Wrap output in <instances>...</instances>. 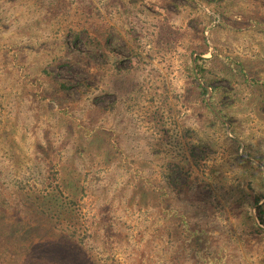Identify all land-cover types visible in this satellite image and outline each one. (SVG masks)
<instances>
[{"label":"rangeland","instance_id":"obj_1","mask_svg":"<svg viewBox=\"0 0 264 264\" xmlns=\"http://www.w3.org/2000/svg\"><path fill=\"white\" fill-rule=\"evenodd\" d=\"M85 25L96 38L108 30L124 60L104 62L96 46L74 42ZM205 39L264 81V0H0V264H200L194 244L142 197L141 185L161 184L163 166L181 156L172 205L209 249L225 247L228 264H264V233L237 208L243 192H264V103L248 80L223 72L213 83L238 92L219 105L227 117H212L203 100L212 88L200 95L183 65ZM52 74L72 83L65 98ZM192 143L204 149L197 167ZM61 167L78 183L81 247L17 204L18 192L43 191Z\"/></svg>","mask_w":264,"mask_h":264},{"label":"trees","instance_id":"obj_2","mask_svg":"<svg viewBox=\"0 0 264 264\" xmlns=\"http://www.w3.org/2000/svg\"><path fill=\"white\" fill-rule=\"evenodd\" d=\"M93 26V30L99 32V25L94 24ZM84 33L85 35L83 36ZM73 38L72 40L74 42L75 39H81L86 44L96 46L101 51L104 62H109L111 59H114L112 62L120 64L124 60L121 54H115L113 52L111 47V34L108 30L103 31L96 38L93 33L89 32V27L85 25L83 29L73 30ZM75 46L77 49L67 43V54H71L74 59H78L85 65L91 66L90 58L81 54V49L76 44ZM134 51L136 52L135 49ZM210 51L211 55L206 56L205 54ZM183 65L185 71L191 78L201 81L195 86V89L198 90L200 95L206 96L209 93V87L212 88L210 99L206 100L203 98V100L205 106L210 110L212 117L218 121H222L223 117H227V114L224 113L226 112L225 107L222 109L219 107V105L223 104L224 97L228 93L236 94L238 92L236 88L231 90L222 84L213 83L220 73L227 72L239 82L245 79L248 80L258 103H264V81L261 80L258 72L247 70L244 61L227 57V55L216 49L211 50L206 39L204 40V47L199 51H192L184 59ZM51 80L55 86L54 93L59 98H65L72 92V83L70 81L63 78H55L54 75L51 76ZM84 133V136L94 135L93 139L95 138V134L91 135V130H86ZM84 136L82 137L83 139ZM195 148L196 143H192L189 147V161L193 167L200 166L201 157L205 156L202 152L204 149H200L201 153L199 155ZM185 159L184 156H181L179 160H170L166 166H163L161 171V184L158 183V185L151 188H148L146 184L141 185L144 189L142 197L145 198V202L150 199V204L160 210L164 215V219H171V222L174 223V229L180 230L181 233L185 234L183 238L185 242L190 241L194 244L193 257L198 263L228 264L225 247L218 245L212 250L209 249V240L205 237L203 230L196 224H191L186 219V215L183 212L181 213L178 207L172 205V194L180 190L179 177L173 174L178 169L184 170L185 166L183 162ZM184 172L189 174L187 170ZM150 185L152 184L150 183ZM78 190V183L74 181L71 174L66 173V170L63 169L62 171L61 167L58 179L55 182L50 181L43 191L22 190L16 194V200L18 201V207L22 208L23 211L25 210L24 212L31 216L29 220L32 218V220L35 219L40 223L49 225V229H46V231H52V233L59 232L63 239L62 242L67 241L72 247H81L78 245L80 239H82L81 235L87 234V231H82L79 212L76 208V204L78 203L77 197L79 196ZM237 208L242 212L241 218L245 224L249 225L252 232L264 233V192L254 194L243 192L237 201ZM68 264H82V262L76 261L75 257ZM91 264H95V262Z\"/></svg>","mask_w":264,"mask_h":264}]
</instances>
